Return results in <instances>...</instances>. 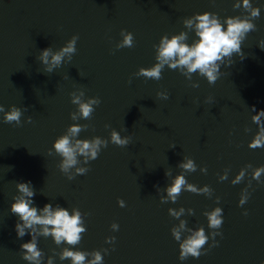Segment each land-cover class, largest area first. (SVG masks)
<instances>
[{"label": "water", "instance_id": "water-1", "mask_svg": "<svg viewBox=\"0 0 264 264\" xmlns=\"http://www.w3.org/2000/svg\"><path fill=\"white\" fill-rule=\"evenodd\" d=\"M236 3L241 7L234 8ZM251 3L260 8V17L253 20L257 30L242 43L244 59L234 53L233 63L222 65L225 75L215 85L194 73L192 81L199 87L193 88L178 69L167 66L159 81L134 74L157 62L154 45L165 34L171 38L186 32L190 45L198 40L195 22L189 29L183 20L204 12L216 13L222 21L247 16L243 0H0V105L5 111L12 105L23 111L22 126L5 123L0 113V264H35L22 258L21 245L31 235L18 238L19 218L10 211L14 197L24 195L17 182L29 181L36 193L33 206L42 209L51 203L53 211L60 206L70 216L81 211V226L85 224L87 231L73 250L101 251L103 264H264V183L252 179L255 168L264 166V148L249 147L258 132L251 108L264 109V0ZM122 29L134 34V47L115 48L123 39ZM74 35L79 40L71 61L65 55L61 67L47 73L51 56L44 65L38 59L42 50L51 47L54 54ZM161 91H167L169 99L159 98ZM71 93L82 102L101 98L91 120L71 119L72 112L79 115ZM208 97L212 103H206ZM29 116L32 123L27 122ZM74 123L89 127L70 137L73 144L96 136L109 144L88 165L77 156V165L63 173L54 142ZM112 129L131 135L130 144H112ZM185 156L198 165L196 172L186 175L188 182L210 186L213 195L183 191L177 202L162 204L164 189L183 173L178 164ZM248 164L253 167L233 185ZM205 166L207 174L199 170ZM77 167L90 170L69 180ZM225 169H230L228 178L221 181ZM245 188L251 195L241 207ZM216 197L221 198L219 204ZM118 199L126 207H120ZM181 207L178 217L169 215V208L180 213ZM215 207L223 209V235L215 238L219 246L209 249L213 230L204 212ZM113 223L118 231L112 230ZM201 227L209 235L204 246L209 251L181 261L180 242L171 229H178L184 240ZM43 228L34 224L26 229L36 235L43 252L38 264H48L49 258L52 264H72L60 259L63 249L72 246L57 245L54 237L41 235ZM110 236L116 237L114 244L106 242Z\"/></svg>", "mask_w": 264, "mask_h": 264}, {"label": "clouds", "instance_id": "clouds-1", "mask_svg": "<svg viewBox=\"0 0 264 264\" xmlns=\"http://www.w3.org/2000/svg\"><path fill=\"white\" fill-rule=\"evenodd\" d=\"M239 3L234 4V8H240ZM243 9L245 12L249 13L247 16H235L227 17L222 21V19L216 13L204 12L203 14H195L192 19L183 20L185 27L192 29L195 22V34L198 40L193 42L191 45L187 43V33L181 32L178 35H172L169 38L168 35H164L158 45H154L156 49V63L151 67H141L138 72L134 75L136 77H144L146 79L161 80L163 70L167 66L172 70H179L190 82L191 87L198 88L199 83L192 81V76L194 73H198L200 76L205 77L209 85H215L216 81L220 79L224 72L221 71L222 65L226 63L231 65L233 63V54H241L242 60L244 59L242 54V43L247 38V34L252 31L257 30L256 24L253 22L254 19L260 17V8L253 7L251 0H243ZM226 24V30H225ZM120 35L123 39L116 44L115 48H132L135 46V38L132 32L122 29ZM79 40V35H74L69 41H67L66 46H63L59 51L53 54L52 48L48 47L42 50L41 55L38 59L44 64H49V56H51V66L45 68L47 73H52L54 68L61 67L63 64V58L65 55H69V61H71L73 55L77 52V41ZM264 45V41H261ZM264 50V47L261 48ZM225 57H228V61L225 62ZM131 83V79L129 80ZM71 103L78 105V112H72L70 114L73 121H79L81 119L91 120L92 114L94 113L96 107L101 104V98L90 97L87 102H82L80 96H76L75 93H71ZM81 96L84 95L82 90ZM157 96L161 99H169V93L167 91H161L157 93ZM213 98L208 97L206 103H212ZM27 110V109H24ZM251 111L256 113L252 116V121L258 126V132L255 134L253 140L249 144L251 149L264 148V109L257 111L255 106H252ZM0 113L4 114L5 123L15 122L16 126H22L21 117L23 111L21 108L12 105L9 111H5L3 105H0ZM28 123H32V117H28ZM89 125H81L79 123H74L68 127L66 134L59 136L54 142L55 153L62 157V162L59 163L58 167L63 173H68L69 169L76 166L78 163L77 156H82L84 158V163L89 164L90 161L96 160L103 148H107L109 144L108 139H102L96 136L92 139H77L75 144L72 143L70 137H76L82 130H86ZM106 128L111 127V125H105ZM127 131V128L124 129ZM245 131H251V129L246 128ZM132 136H122L121 133L115 129H112L110 133V142L118 147H126L130 144ZM52 149H49V155H52ZM186 160L187 162H183ZM178 167L183 170V173L175 176L173 182L167 186L164 191L167 195L160 197V202L162 204L168 203L169 199L172 203L177 202L179 196L183 191H188L197 195H205L209 198L212 197L214 190L205 185L203 187H198L193 183H189L186 179L188 173H194L197 171L198 165L195 160L185 156L183 160L178 164ZM251 164L246 165L242 168L239 174L232 181V184H238L243 181L248 169L252 168ZM90 170L89 167H77L76 173L74 175H68L69 180L75 179L77 175H85ZM202 173L207 174V167H202L199 169ZM230 169H225L224 174L219 176L221 181L228 178V173ZM166 176L170 175V171H167ZM264 174V166L255 168V172L252 175V179L260 181V176ZM248 187H251V180H249ZM17 189L19 193H23V196L14 197V203L11 204V213L18 216V221L15 225V230L17 232L18 238H23L26 234L31 235V240L25 242L21 245L22 258L29 262H38L42 258V250L38 248V240L36 235L32 232H26V229H32L34 224L43 225V232L41 235L47 237H54V241L57 245L66 242L67 245L72 246L71 248L65 247L60 259L63 261L65 259H70L72 264H103V255L101 251H81L73 250V248L80 243L82 240V233L87 231V228L81 226V211L74 210V215H69V211L66 208L57 206L56 210L53 211V204H45L44 207L38 208L34 205L33 197L35 196L34 187L29 182H17ZM159 191V188L157 187ZM242 193H247L246 195H241L239 206H243L250 198L251 193H249L248 188L243 189ZM221 198L216 197L217 204L220 203ZM118 204L120 207H126V202L123 199H118ZM184 211L181 207L180 213L174 211V209L169 208L168 212L170 216H179ZM190 211L194 212L190 208ZM41 213V214H38ZM84 215H88L84 213ZM204 215L208 219V227L212 229L211 238L212 247L219 246V241L215 238L216 236L222 237V232L219 229L223 225V209L221 207H215L211 212H204ZM243 215L247 216L248 211L245 210ZM181 228H184V222H181ZM113 231L119 230V225L113 223L111 225ZM171 233L176 241L180 242V255L179 259L181 261L187 260L189 257L199 258L201 255H206L209 249H205L204 246L208 243L209 235H206L204 227L196 230L192 235L188 236L186 239L181 240V233L178 229L172 228ZM116 241L115 236H110L106 238V242L114 244ZM108 249H104V253H107ZM91 257V259H88ZM48 264H52L51 258H49Z\"/></svg>", "mask_w": 264, "mask_h": 264}]
</instances>
